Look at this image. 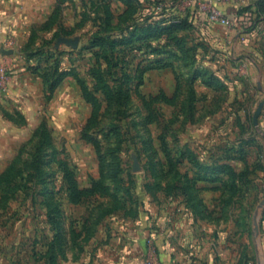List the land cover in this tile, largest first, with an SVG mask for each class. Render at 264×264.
Listing matches in <instances>:
<instances>
[{
  "label": "rangeland",
  "instance_id": "rangeland-1",
  "mask_svg": "<svg viewBox=\"0 0 264 264\" xmlns=\"http://www.w3.org/2000/svg\"><path fill=\"white\" fill-rule=\"evenodd\" d=\"M207 9L0 0V264H264V48Z\"/></svg>",
  "mask_w": 264,
  "mask_h": 264
},
{
  "label": "crops",
  "instance_id": "crops-1",
  "mask_svg": "<svg viewBox=\"0 0 264 264\" xmlns=\"http://www.w3.org/2000/svg\"><path fill=\"white\" fill-rule=\"evenodd\" d=\"M212 2L213 4H216L226 15L234 19V24L229 29V33L233 32V35H232L233 42H231V45H232L231 47L230 46L227 47L229 49L228 52L230 53V51L231 52L233 51V53H231L232 55H229L228 53L226 57H228L230 61L234 63L235 62L237 63L238 60H242V59H245L243 63L245 64L249 63L247 62V60H248V56L250 55H245V58H244V57H241V55H235L236 53L234 52V50L247 51V49L250 48V46H252L253 43L259 40L261 43L257 46L260 47L261 52H262L263 51L262 49L264 48V39H262V37L264 36H260V35L264 33V29L260 30V28L258 27H254L252 29L243 28L241 26V23H242L241 20L242 19L245 20L247 19V17H239V18L237 17V15L235 14V7H237L236 5H238V3H234L235 0H212ZM217 25L219 26L220 24H217ZM4 33H5L4 30H0V35H3ZM227 42L230 43L229 38L227 39ZM242 43H244V45H242ZM245 72L246 73L244 77L245 78L250 77L249 69H247Z\"/></svg>",
  "mask_w": 264,
  "mask_h": 264
},
{
  "label": "built area",
  "instance_id": "built-area-1",
  "mask_svg": "<svg viewBox=\"0 0 264 264\" xmlns=\"http://www.w3.org/2000/svg\"><path fill=\"white\" fill-rule=\"evenodd\" d=\"M201 6H207L206 19L212 23L211 25L220 24L224 28L230 29L234 24V19L226 15L212 0H197Z\"/></svg>",
  "mask_w": 264,
  "mask_h": 264
},
{
  "label": "water",
  "instance_id": "water-1",
  "mask_svg": "<svg viewBox=\"0 0 264 264\" xmlns=\"http://www.w3.org/2000/svg\"><path fill=\"white\" fill-rule=\"evenodd\" d=\"M65 41H66L67 43L71 44V45H76V44H77V41H76V40L66 39ZM6 52H7V53H11L12 51L10 50V51H6ZM263 104H264V100L261 101V102L258 104L256 110L254 111L253 118H252V121H253V124H254V125H257L258 115L260 114V111H261V108H262Z\"/></svg>",
  "mask_w": 264,
  "mask_h": 264
}]
</instances>
